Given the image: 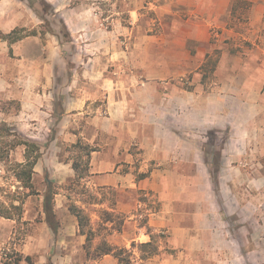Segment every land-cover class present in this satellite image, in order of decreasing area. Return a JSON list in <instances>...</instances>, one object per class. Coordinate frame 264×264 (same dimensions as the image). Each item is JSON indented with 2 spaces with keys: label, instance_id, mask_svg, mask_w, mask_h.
<instances>
[{
  "label": "rangeland",
  "instance_id": "rangeland-1",
  "mask_svg": "<svg viewBox=\"0 0 264 264\" xmlns=\"http://www.w3.org/2000/svg\"><path fill=\"white\" fill-rule=\"evenodd\" d=\"M46 1L66 23L73 37L70 45L60 44L48 33L41 38L45 26L25 0H3V21L7 28L23 27L37 33L15 43V62L22 55L28 57L34 61L30 70L36 79L46 83L51 80L56 109L60 110L65 100L66 94L61 90L66 86L69 67L73 73L71 83L76 82L77 88L87 92L92 101L90 109L101 115L108 112V92L117 99L126 96L135 119L147 110L161 112L158 100L172 89L184 95L194 93L197 103L213 90L222 89L227 126L197 131L206 159H211L215 167L219 148L230 131L248 132L252 136L247 143L250 149L245 163L241 165L243 178L232 186L237 197L228 193L224 203L219 200L221 220L216 238L219 242L205 250L207 257L200 254L199 264H264V109L258 111V102L253 104L257 100L264 103V95L258 96L257 89L244 86L241 89L243 79L252 84L257 78L252 70L257 47L255 41L247 39L253 34L251 2L232 0L229 18L218 19L214 15L220 13V0L212 1L215 7L212 10L205 8L203 0ZM66 58L71 63L67 64ZM17 69L15 64V73ZM237 85L240 87L236 88ZM261 92L264 93V88ZM145 98L151 104L141 100ZM242 98L249 103L247 100L243 103ZM0 108L6 114L14 113L18 104L16 100L0 99ZM20 151L11 153V162L6 167L0 166V184H12L10 166L20 157ZM95 196L88 202L99 200L105 206H115L116 191ZM42 202L39 195L26 199L23 215L26 223L15 226V222L0 217V251L16 249L35 256V263L40 255L50 257L55 250L49 248L44 221H37ZM103 208L89 206L88 210L103 212ZM101 218H109L114 229L121 228L124 221L120 212L103 213ZM141 220L140 223L145 222L144 218ZM160 239L156 240L158 250ZM134 244L128 250L135 259V251L140 252V257L143 253L139 243ZM72 251L75 256V249ZM37 264L49 262L43 258Z\"/></svg>",
  "mask_w": 264,
  "mask_h": 264
},
{
  "label": "crops",
  "instance_id": "crops-1",
  "mask_svg": "<svg viewBox=\"0 0 264 264\" xmlns=\"http://www.w3.org/2000/svg\"><path fill=\"white\" fill-rule=\"evenodd\" d=\"M212 1L203 0L206 9H215ZM231 1L220 0V13L214 17L229 18ZM247 1L251 2L250 23L253 27V34L247 39L256 42L252 70L257 73V78L252 84L243 79L241 89L243 86L257 89L258 96L263 97L264 0ZM3 20V0H0V31L8 33L15 28H7ZM14 45L0 40V99L16 100L18 109L6 114L0 108V122L41 144H46L53 136L34 165L33 175L41 198L49 184L59 187L55 194V212L59 220L56 234L44 222L49 248L55 250L49 254L51 264H119L112 254L90 262L85 260L86 236L79 234L77 218L66 205L70 190L65 185L74 177L66 147L79 138L98 149L91 153L90 176L80 186L85 193L78 194L76 200L86 209L89 206L105 207L103 212H91L90 217L94 227L100 222L107 227L110 244L130 249L134 243L150 241L147 230L151 229L160 234L159 250L147 257H140V252L135 251L137 257L132 258L133 264H199L200 254L207 257L205 250L219 242L216 239L221 220L219 200L224 203L228 193L237 197L232 186L243 178L241 165L245 163L250 149L247 143L252 136L248 132L228 133L219 148L220 169L217 180L213 181L197 131L227 126L222 89L213 90L201 103H197L194 93L184 95L172 89L158 100L161 112L147 110L141 118L135 116L134 119L126 96L117 99L108 92V112L101 115L90 109L92 101L87 92L72 82L61 90L66 96L61 103L64 112L60 113L56 109L51 80L46 83L36 79L30 70L34 63L30 58L22 55L15 62ZM15 64L19 67L16 73ZM68 90L72 91L70 95ZM141 100L151 104L149 98ZM246 100L242 98L243 103H249ZM256 102L258 111H262L264 103L257 100L253 104ZM56 115L60 116L58 122H55ZM168 120L170 123L166 122ZM17 149L21 151L15 161H22V148ZM208 162L211 163V159ZM110 190L116 191L113 207L105 206L99 200L90 203L81 199L88 193L100 196ZM113 212L123 214L124 221L119 229L112 228L110 219L101 218L103 213L110 215ZM141 218L144 223H140ZM72 249L76 251L75 256ZM38 258L35 264L43 258L48 259L42 255Z\"/></svg>",
  "mask_w": 264,
  "mask_h": 264
},
{
  "label": "trees",
  "instance_id": "trees-1",
  "mask_svg": "<svg viewBox=\"0 0 264 264\" xmlns=\"http://www.w3.org/2000/svg\"><path fill=\"white\" fill-rule=\"evenodd\" d=\"M23 1V0H20ZM27 6L34 14L41 19L42 25L45 30L41 31V38L47 33L54 35L60 44L70 45L73 43V37L59 14L53 8L52 4L46 0H25ZM35 30L27 31L25 28L15 27L8 33L0 31V40L8 42L9 45L16 43L25 37L36 35ZM66 63H71L69 58H66ZM70 65V64H69ZM73 77L72 67H69L66 85L71 83ZM60 97V96H59ZM60 113L64 112L61 108ZM60 116H55V122H58ZM54 133V128L52 129ZM49 138L46 144H41L35 140L29 139L25 135L19 133L14 127L5 122H0V166L6 167L11 162V153L17 148H22V161H15L11 163L10 169L12 171V184H0V217L15 221V226L20 223H26L23 220L24 204L29 196L40 195L33 182L34 165L37 163L42 155L48 142L52 139ZM97 146L90 145L79 138L75 143L66 147L68 159L71 160V166L74 171V177L68 182L66 186L69 189V203L68 210L77 218L79 234L85 235V243L83 245L84 256L87 262L99 259L103 255L112 254L118 259L119 264H133L131 251L126 248H120L109 243L107 240L106 229L102 222H93L90 217L88 208H84L81 204L77 203V195L85 193L83 189L80 190L83 180L90 176L89 163L92 151L97 150ZM209 164V171L213 181L217 180L218 172L220 169L219 159L215 163V167ZM1 170V168H0ZM14 186V188H12ZM58 186L49 184L43 193L42 213L37 221H44L47 223L53 234H56L59 225V220L55 212V194L58 193ZM95 194L88 193L83 202H88ZM91 203V202H90ZM106 218L105 220H108ZM150 235V241L146 243H139L138 247L141 251V257L153 255L157 253L158 246L156 240L160 234H155L151 229L147 230ZM133 246L135 244H132ZM50 262V257H48ZM35 256L23 254L22 252L11 249L0 251L1 264H35Z\"/></svg>",
  "mask_w": 264,
  "mask_h": 264
}]
</instances>
